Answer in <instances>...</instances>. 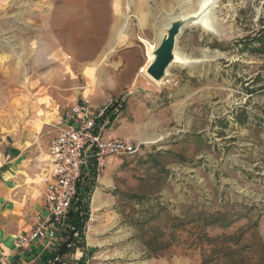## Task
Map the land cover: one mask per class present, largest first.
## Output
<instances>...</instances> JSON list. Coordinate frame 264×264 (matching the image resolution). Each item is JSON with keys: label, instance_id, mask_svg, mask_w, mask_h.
Returning a JSON list of instances; mask_svg holds the SVG:
<instances>
[{"label": "rangeland", "instance_id": "rangeland-1", "mask_svg": "<svg viewBox=\"0 0 264 264\" xmlns=\"http://www.w3.org/2000/svg\"><path fill=\"white\" fill-rule=\"evenodd\" d=\"M42 1V9L38 0L3 8L0 141L41 158L67 107L83 96L98 105L101 92L131 91L123 106L131 112L115 128L145 143L140 153L110 158L95 180L85 233L96 244L90 263L264 264V0H218L210 31L184 29L178 50L194 62L173 66L163 87L139 73L147 60L140 37L154 42L184 0H120V38L113 52L97 48L101 62L91 73L88 53L104 39L105 0L94 1V38L85 1L76 0V49L73 33L59 41L47 30L65 0ZM128 55L129 85L119 79L128 75Z\"/></svg>", "mask_w": 264, "mask_h": 264}, {"label": "crops", "instance_id": "crops-1", "mask_svg": "<svg viewBox=\"0 0 264 264\" xmlns=\"http://www.w3.org/2000/svg\"><path fill=\"white\" fill-rule=\"evenodd\" d=\"M31 1L34 2V0H0V20L4 16L3 8L7 5L24 9L31 6ZM84 1L83 7L88 9V36L94 38L98 36L96 30L97 13L96 8H94L95 0ZM44 2L38 0V8L42 9L46 5ZM121 4L122 2L120 0H112L111 3L105 0V17L102 23L104 25L103 44L101 43V45L99 43L98 46H95L94 50L88 53V59L92 61V65L89 66L90 73L92 69L96 70L101 62V60L97 61V48L99 47L100 52H104V49L110 46L107 52L109 53L111 49H114L113 43L120 38L119 28L121 20L123 19V9L121 12L117 7ZM55 9L56 12L52 14V19L48 23L51 30L49 28L47 30H56L59 41L63 36V32L73 33L70 40L73 41V47L76 49V31H80V27H76V0H65L63 3H57ZM1 24L2 22H0V28ZM156 39L158 40V38ZM144 45L146 47V55L148 49L147 45ZM72 54L75 57L76 50H73ZM133 61L132 56L128 55L127 65L124 71L128 75L125 78L122 77V73L119 74V79L127 81L128 85L134 79L132 69ZM111 64L114 68H118L121 62L117 61ZM148 65L149 62L146 60L142 66H145L144 68L146 69ZM144 70L142 73H139L146 75ZM107 72L105 68L101 69L98 74L103 78ZM99 75H95L96 80L100 77ZM146 77L148 76L146 75ZM148 79L151 80L149 77ZM101 95L102 102L97 104L106 103L110 97L120 96L108 94L105 97V92H101ZM124 95L126 96L127 102L128 99L130 100L127 97H130L131 91H128ZM124 109L120 116L107 127L105 134L107 136L127 137L136 142L144 143L143 141H137L131 138L132 136L128 135L125 130L115 128L119 124L122 114H129L131 112L129 106ZM61 115L59 116L58 124ZM123 123L125 124L126 121L124 120ZM49 149L50 145L44 156L39 158L35 156L33 151L24 149L20 145H17L15 141L11 142L6 138L0 141V264H55L56 261L57 264H91L90 262L93 259L92 251L96 244L80 242L76 246V243L72 242L67 245L68 250L65 254L61 255L59 253L61 246L69 239V236L65 234L68 229L64 227H59L53 238L48 236L39 238L34 240L29 246L23 248H19L15 244V236L22 233H30L35 227L36 215L44 211L43 199L45 184L43 179L45 169L49 166ZM110 161L109 159L108 163ZM68 224L70 227L72 226L71 222H68ZM76 235L77 233L74 234L75 237Z\"/></svg>", "mask_w": 264, "mask_h": 264}, {"label": "built area", "instance_id": "built-area-1", "mask_svg": "<svg viewBox=\"0 0 264 264\" xmlns=\"http://www.w3.org/2000/svg\"><path fill=\"white\" fill-rule=\"evenodd\" d=\"M125 102L126 96L122 95L95 105L83 96L64 110L50 144L49 166L43 179L44 211L36 215L30 233L15 236L17 247H27L39 238H53L59 227L68 229L70 213L79 208L78 189L84 175L93 168L100 175L110 158L141 152L145 143L105 134L122 113Z\"/></svg>", "mask_w": 264, "mask_h": 264}, {"label": "water", "instance_id": "water-1", "mask_svg": "<svg viewBox=\"0 0 264 264\" xmlns=\"http://www.w3.org/2000/svg\"><path fill=\"white\" fill-rule=\"evenodd\" d=\"M203 15L205 14L201 17ZM196 20V17H191L182 11L175 16L168 17L167 24L158 37L156 47L151 52L153 59L144 71L154 83H160L170 76L168 70L173 64L177 65L175 52L178 50V39L184 29L198 25L195 23Z\"/></svg>", "mask_w": 264, "mask_h": 264}, {"label": "bare ground", "instance_id": "bare-ground-1", "mask_svg": "<svg viewBox=\"0 0 264 264\" xmlns=\"http://www.w3.org/2000/svg\"><path fill=\"white\" fill-rule=\"evenodd\" d=\"M184 1L186 2V8L187 9L185 8L184 11L183 10H181V11L183 13H186L187 15H189L191 17H196L197 20H196L195 23L198 24L199 26L205 28L206 30H209L211 28V23H212L211 21H212V18H213L212 14H213L214 8L216 7V4H217L218 0H215L216 3H215V1H212V0H197V2H195V3H192L191 0H184ZM202 14H205V15H203L201 17ZM167 21H168V18H167L166 22ZM166 22L159 29L158 37L162 33V31L164 30V26L167 24ZM140 41H142L144 44L147 45V49H148L147 61L150 63L152 61V59H153V56H152L151 52L156 47L157 39H156V42L155 41L154 42H150L148 39H146L144 37H140ZM113 50L114 49H111V51H113ZM180 52L181 51H178V50H176V52H175V56H176L175 62H176V64L178 66H182V65L188 66V65H190V64H192L194 62V60L186 57L185 55L181 54ZM174 65L175 64H173L172 67ZM144 67L145 66H141V68L139 70L140 73L143 72V70L145 69ZM182 67H185V66H182ZM169 74H170V70H168V75ZM169 77L167 76L163 81H161L160 83H156V84L163 87L168 82L167 79ZM99 196H100V192L97 191L96 194H95V197H94V202H93V209H94V211H99L100 210V207H101L100 203L101 202H100ZM94 231H95V229H94ZM90 242H92V241H90Z\"/></svg>", "mask_w": 264, "mask_h": 264}, {"label": "trees", "instance_id": "trees-1", "mask_svg": "<svg viewBox=\"0 0 264 264\" xmlns=\"http://www.w3.org/2000/svg\"><path fill=\"white\" fill-rule=\"evenodd\" d=\"M263 34L264 32L261 33L260 36ZM97 176L98 172L93 168L88 175H84L82 181L79 183V208L76 210V213L71 212L69 215L68 221L71 222L72 226L68 228L67 233H65L66 236H69V239L61 246L59 252L61 255L67 252V245L69 243L74 242L77 246L80 242H85V233L90 219V213L87 211V207L89 208L90 196L91 193H93ZM75 233H77L76 237L74 236ZM55 264H57V261Z\"/></svg>", "mask_w": 264, "mask_h": 264}]
</instances>
